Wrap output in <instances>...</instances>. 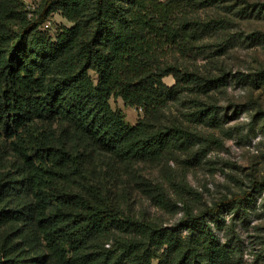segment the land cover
<instances>
[{"label":"trees","instance_id":"1","mask_svg":"<svg viewBox=\"0 0 264 264\" xmlns=\"http://www.w3.org/2000/svg\"><path fill=\"white\" fill-rule=\"evenodd\" d=\"M180 3L40 0L29 17L21 0H0V138L16 159L13 165L0 146V264H30L12 234L3 235L15 225L33 228L56 264H238L212 223L221 207L240 209L253 190L264 191V180L199 213L180 200L183 216L164 226L116 204L89 170L94 152L125 169L159 163L173 142L190 136L161 124L159 111L191 86L205 97L227 81L226 74L205 77L164 61L173 47L195 48L189 40L195 28L224 21L192 22ZM55 12L72 26L51 35L42 25ZM255 12L264 15V3L240 13ZM170 76L171 87L163 81ZM118 99L142 110L137 124L112 107ZM207 103L187 116L214 122ZM160 190L152 196L157 205H176Z\"/></svg>","mask_w":264,"mask_h":264},{"label":"rangeland","instance_id":"2","mask_svg":"<svg viewBox=\"0 0 264 264\" xmlns=\"http://www.w3.org/2000/svg\"><path fill=\"white\" fill-rule=\"evenodd\" d=\"M21 2L38 7L40 0ZM261 3L264 0H232L206 6L181 0L182 14L192 22L224 21L215 25L219 27L195 28L189 39L195 48L184 53L173 47L164 61L205 77L226 74L227 81L205 97L191 86L159 111L161 124L185 128L190 134L188 141L173 142L159 163L138 162L125 169L105 154H91L93 182L130 214L174 225L183 216L180 200L199 213L264 180V15L255 12L244 17L240 13ZM51 18V35L62 26H72L60 12ZM163 81L170 87L175 83L171 76ZM204 100L214 107V122L187 116ZM111 105L122 111L127 124L135 125L143 116L142 110L128 107L120 99L111 100ZM0 146L14 165L16 159L2 137ZM156 186L176 205L167 209L157 205L152 196L161 190ZM260 190H253L240 209L221 207L212 223L238 264H264V191ZM8 233L17 252L30 264H56L33 228L15 225L3 235Z\"/></svg>","mask_w":264,"mask_h":264},{"label":"built area","instance_id":"3","mask_svg":"<svg viewBox=\"0 0 264 264\" xmlns=\"http://www.w3.org/2000/svg\"><path fill=\"white\" fill-rule=\"evenodd\" d=\"M35 6L33 5H27V9L29 10V17L32 16V12L35 10ZM52 28V21H46L43 25H42V29L44 31H50Z\"/></svg>","mask_w":264,"mask_h":264}]
</instances>
